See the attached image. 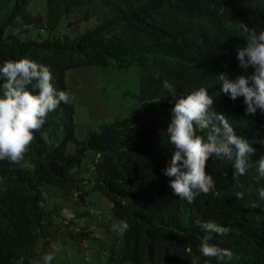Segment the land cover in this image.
Segmentation results:
<instances>
[{
    "label": "clouds",
    "instance_id": "obj_1",
    "mask_svg": "<svg viewBox=\"0 0 264 264\" xmlns=\"http://www.w3.org/2000/svg\"><path fill=\"white\" fill-rule=\"evenodd\" d=\"M84 5L98 8L93 18L97 23L114 8L107 0H88L79 6ZM242 8L264 16V0H249ZM69 13L70 8L65 16ZM224 20L204 4L191 3L176 13L151 2L141 20L139 38L157 45V59L184 79L199 77L213 64L218 69L207 74L203 84L176 92L167 80L142 84L139 67L131 65L137 68V85L130 113L109 116L81 140L73 131L72 94L66 87L53 86L49 67L28 57L3 62L0 184L3 166L28 164L33 175L52 170L58 173L57 182L74 178L81 185L65 191L52 185L55 182L40 184L43 205L57 188L65 197L71 195L74 203L80 194L84 203L103 201L119 181L108 167L107 149L94 139L106 125L114 124L127 142L126 174L148 182L152 192L165 190L172 202L149 205L147 196L120 198L115 212L106 210L113 220L112 231L119 233L110 243L101 228L94 229L88 222L78 226L75 234L65 232L83 219L70 215L72 204L66 201V210H54V219L63 220L65 228L47 219L50 224L42 240L24 248L13 249L2 237L0 254L7 261L0 264H127L138 254L145 264H227L233 252L223 245V236L231 229L213 200L225 195L243 199L240 186L260 195L252 201L248 219L264 238V29L241 23L240 36L246 44L239 47L231 31L219 39ZM59 24L56 35L74 36L70 28L59 29ZM101 26L105 34L115 28ZM63 129L68 133L62 137ZM86 151L93 157L84 159ZM246 203L241 200L236 209L242 213ZM5 206L0 200V218ZM88 233H92V248Z\"/></svg>",
    "mask_w": 264,
    "mask_h": 264
},
{
    "label": "trees",
    "instance_id": "obj_2",
    "mask_svg": "<svg viewBox=\"0 0 264 264\" xmlns=\"http://www.w3.org/2000/svg\"><path fill=\"white\" fill-rule=\"evenodd\" d=\"M12 0H0V66L6 60H18L28 57L31 60L49 67L52 74L53 86H63L67 89L65 77L68 73L89 67H107L124 69L137 65L140 69V81L144 85L163 84L165 80L171 83L176 92H181L194 86L203 84L204 77L217 70L218 65L208 66L199 77L184 79L166 68L156 57V44L139 38V28L147 6L151 2L158 6H165L172 11L181 12L191 3L207 5L215 9L225 20L219 39L224 38L229 31L234 37V43L242 47L246 44L240 36L239 25L246 24L257 31L264 29V16L245 11L242 6L249 0H107V4H114L111 11L102 22H96L83 32L68 37L56 35L55 26L65 17L70 8L88 0H45V13H35L34 0H18L12 5ZM101 25L111 26L105 34ZM253 70V69H252ZM0 78V84H3ZM169 92V90H167ZM47 120L45 125H48ZM96 144L105 146L108 152V167L118 178V185L104 197L103 201L84 203V196L71 206V216L84 217L86 213H94L97 217L89 221L94 229H100L105 240L113 243L118 238V232L112 231L113 220L108 218L106 210H113L119 204L120 198L139 199L147 196L149 205L154 202L171 204L172 200L165 190L152 192L148 182H142L129 177L125 172L128 154L127 142L119 134L114 124L106 125L101 134L97 135ZM93 142V141H92ZM87 148L83 146V149ZM31 161L33 158L30 159ZM3 183L0 184V200L6 202L4 215L0 218V240L15 249L40 242L43 232L54 222L55 211L43 205V194L39 196L38 187L42 183L55 182L52 185L62 187L65 191L70 188H80L74 178L57 182L58 173L49 170L47 175H33L30 165L24 164L16 168L3 166L1 169ZM82 180V176L80 177ZM28 185L29 190L26 188ZM6 189V190H3ZM244 192L243 199L234 196L215 198L213 205L219 208L231 229L227 236H223V245L233 252V257L227 264H264V238L262 231L249 222L253 209V200L260 197L255 191L243 186L238 192ZM241 200H247L245 208L237 210ZM145 203V202H144ZM90 205L82 209L81 206ZM1 215V214H0ZM10 218L11 221H7ZM236 218V223H235ZM264 222V215H261ZM109 243V244H110ZM0 246L2 244L0 243ZM7 261V256L0 254V263ZM127 264H145L141 254H138Z\"/></svg>",
    "mask_w": 264,
    "mask_h": 264
},
{
    "label": "rangeland",
    "instance_id": "obj_3",
    "mask_svg": "<svg viewBox=\"0 0 264 264\" xmlns=\"http://www.w3.org/2000/svg\"><path fill=\"white\" fill-rule=\"evenodd\" d=\"M33 6L35 13H45V0H34L29 6V10ZM97 12L98 8H94V6L84 5L72 8L71 12L62 19L58 28L64 30L70 28L71 34L77 35L93 25L91 20ZM136 71L135 66L124 70L112 67H89V69H76L66 75L65 82L72 94L73 113L71 118L74 135L77 139H84L90 132L97 131L103 123L107 122L109 116L120 117L130 113L134 100L132 94L135 92L137 85ZM65 117L67 118L68 115H65ZM67 133V129H63L62 137ZM92 157L93 153L91 151L85 152L84 159ZM66 201L75 207L80 204H75L71 195L65 197L60 188H57L53 189L51 194L48 195V201L44 202V205H47L53 211L55 209L66 210ZM86 207L90 208L91 206H81L82 209ZM96 217L94 213H86L77 225L69 226L64 231L75 234L78 231V226ZM56 220L59 226L65 228L66 224L63 220ZM91 234L88 233L87 240L92 248ZM73 254L75 255L77 252L73 251Z\"/></svg>",
    "mask_w": 264,
    "mask_h": 264
}]
</instances>
